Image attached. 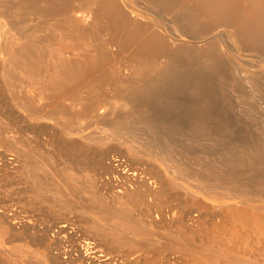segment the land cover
Segmentation results:
<instances>
[{
  "label": "bare ground",
  "instance_id": "bare-ground-1",
  "mask_svg": "<svg viewBox=\"0 0 264 264\" xmlns=\"http://www.w3.org/2000/svg\"><path fill=\"white\" fill-rule=\"evenodd\" d=\"M129 1L130 0H0V73H2L0 75H2V80L6 82L11 91L7 89L6 86L4 90H9L10 92L7 91L8 94H12L14 93L12 91L15 90L14 87H17L18 84L20 87L22 84L25 85L23 86L24 88H29V86L32 88L36 86L37 88L33 91L34 93L30 91L27 93L28 91L26 92L23 88L26 92L25 94L17 93L15 90L17 95L13 94L14 97L12 95L10 98L12 100L14 98L17 105L14 106L16 103L12 105L14 107L10 113L12 112L11 114L14 116L9 115L12 116L10 119L6 117L4 111L5 109L9 110L10 107L8 106L7 108V106L2 103L5 108H0V119H8L11 125L7 123V120L6 122L5 119L3 120L6 127L12 126L11 129L13 128L15 133H18V136L11 134L7 135V131V134H4L5 140L15 148L18 141L21 144L24 142L27 149L23 151L20 150L21 158H18L19 160L16 159L18 156L14 154L13 156H16V158L11 156L10 159H7L5 158V156L7 157V154H5L6 152L4 153L3 151L5 155L0 152L1 176L7 178L5 179L7 182L11 180L10 177L12 175L15 176L19 173H25L23 175H28L30 178L34 179L37 188L43 187V189H45V186L50 187L49 184H51V189H49L51 191H49L48 188L45 189L48 190L47 192L44 191L46 194L51 192L53 195H56L58 200V195L64 192L63 189L67 191L65 183L68 181L66 184L72 186L73 192L87 194L86 203L83 205L92 215V220H89L86 225L89 238L100 240L101 242L107 243L110 247H124L129 252L136 247L138 248V246L149 249L151 245L147 243L148 241L144 238L145 236H141L143 240L145 239L144 243L139 242V239L137 241L138 236L147 235L151 228H160L163 232L165 231L170 241L172 240L174 244L179 245V248L183 247L182 249L189 255L190 262H193V264H264V173L258 172V169L255 168L258 162L255 163L254 168L257 169L254 170L255 172L251 169H247V167H243V163L237 157L232 158L233 160L226 162V164H224V161L223 165H215V161H213V165L208 166L190 165L189 163L191 160L189 159V162L185 160V157L182 156L185 154L184 153L176 158L175 163L173 162L170 166L164 165V168H162L158 163L162 165L166 160H170L171 162L173 152L171 153V151L166 148L164 150L160 148L162 149L160 151L158 149V151L153 149V147L150 149L149 147H151L152 144L148 147L144 144L145 141L142 142V139L141 141L140 139H138L139 141L136 140V136L131 134L133 130L130 133L131 128L129 129L130 131H128L130 134L127 137L122 136L121 134L128 126L122 125L124 117L117 115L114 108L116 105L112 106L111 110L109 108L110 112L107 114L98 110L102 107L98 108V104L100 106L102 104L101 102H106V95H108L109 92H107L108 94L106 93V95L103 93L104 95H102V97L100 96V98L96 97L97 91L99 92L96 88L97 86H101L102 83H108V85L109 83H114L113 86H116V91H114L115 93L112 91L114 87H112L113 89H111V91L115 94L113 96H117L121 100V102H119L121 106L119 105L118 107L126 108L131 110V112L134 110L145 112V105H138L137 101H141L142 99H139L140 97L138 98L139 95L143 97V93L148 92L145 91L146 88L150 90L151 86L148 88L146 83H153L157 86V84H161L163 80L164 83L167 82L165 79L169 77L171 71L179 64L181 58L187 57L190 60L192 56H199L204 64L210 67L220 63V52L219 54L217 53V51H220V49L218 50L219 44H214L212 42L206 43V46L202 45V50L195 48V43L199 39H202L205 34L220 25L232 27V29L229 30L227 41L232 51L237 52L241 49H252L253 51L260 50L263 52L264 0H244V2L241 0L242 3L246 2L248 4V8L243 5L247 8L245 12L242 11L240 7L242 5L239 4L241 3L239 0V2L236 0H143L145 2L143 3L145 4L144 9L146 8L151 16L147 23H141L138 16L132 14L131 16L127 15L125 5L128 4ZM138 1H135V3ZM161 15L169 17V24L162 22ZM30 16L34 19L36 17L37 19L33 25L29 23L31 21ZM10 17L13 18L14 21L12 23L10 21V24L6 25L8 26L6 27L5 23L9 21L4 22L2 19H8ZM44 30L46 32L48 31L47 33L49 34L43 36L42 34L45 33ZM90 38H94V40H90L92 43L98 40V44H89L91 42L86 43ZM122 59L127 65H125V62L123 63L124 65H121L123 62ZM261 62H264V58L262 57ZM125 70L127 71L124 72ZM121 71L122 75L119 74ZM184 75H186V73ZM168 81H170V79ZM1 84L4 86L5 83L3 82ZM94 87L97 90L95 92L93 89L96 96H93L94 92H91L92 94L90 96H93L96 100L98 99L97 102L91 99H84V97L79 98V96L82 95L83 88L87 90L88 88ZM104 88L105 87H103V90ZM1 89L0 91H2ZM86 90L84 89L83 92L85 93ZM86 92L88 93L89 91ZM84 96L87 98L86 94H84ZM112 97L110 96V98ZM66 99H69V101L67 100L66 102ZM118 101L116 100V103H118ZM65 102H70V105H68L69 107H67ZM113 102H115V100ZM106 104H108V102ZM109 105H111V103H109ZM104 106L105 105H103V107ZM127 111L124 109L123 112L126 113ZM54 119L55 121L57 119L56 123H59L58 120L60 119H65V122L62 123L63 125H61V127L59 126L60 135H58L59 133L57 134L58 141L56 140L58 143L55 140V142L53 141L57 144V146L55 145L57 149L61 146L68 149L67 151L69 152L71 149L72 151L76 148L79 150L82 149L85 152H89V154L93 153L91 155L97 156L100 161L104 163V165H102L104 168H102L98 174L95 172L96 176L94 175L93 179L91 177L90 180L85 181L89 179L87 177H89L88 174L91 171L85 174L88 175L87 177L85 176L87 179L83 177L85 179L83 181L87 182L86 187L84 186L85 184L81 187L78 182L76 184L80 187H77L76 184H74L76 181L74 182V180L71 181L72 179L67 178L68 174L66 171L68 169H64L65 167L63 169L66 170L67 181L65 182L64 180L65 183L63 182L65 186L62 185V182L60 184L63 186V189L60 185H54L55 183L53 184L52 182L50 183V179L48 180V185H46L42 179H38V181L36 179V177L39 176L37 171L40 172L43 170L40 168L42 157L41 159L39 157L40 160L38 161L37 159L35 162L34 159L36 158L34 155L36 154H34L32 149L31 151L34 154V158H31L33 156H31L32 153L30 154L31 151L28 147L30 148V142L42 140L39 134L40 131L53 127L51 120ZM83 119L89 123V126L96 123H103L109 127L115 125V128L111 127L100 131L96 129L95 126L94 129L84 131L81 129V120ZM117 125L119 127L116 128ZM4 128L0 130H4ZM122 129L123 131H121ZM56 133L57 132L54 134L56 135ZM51 135L49 139L52 138ZM1 141L2 140H0V142ZM3 142L5 143L4 140ZM19 143L18 146H21ZM24 144H22V147ZM49 145L52 146V148L55 147L51 142H49ZM37 147L40 146L37 145ZM44 148L47 150V147ZM45 150H42V152ZM82 150L80 151L82 152ZM143 150L147 152L145 151V154L140 153ZM52 151L53 150H51V153ZM76 151L74 150L75 153L72 154L76 155ZM111 151H117L133 163L140 164V166H144L145 168L148 167L149 172H151L150 177L154 180L150 181V178L145 177V175L141 176L140 174L142 171L139 172L138 170L141 169H137V167L125 168L128 164L124 165L125 161L123 160H117L119 161L117 165L105 162V156ZM251 151L253 150L251 149ZM12 152H14V150ZM63 152L65 153V151ZM45 153L47 152L45 151ZM51 153L49 152V154ZM64 153L62 154L64 155ZM239 153L237 152V154ZM242 153L248 163L259 161L255 160L257 156L254 153L250 155L249 151L246 153L244 148ZM62 154L60 155L62 156ZM77 154L79 156V151ZM83 154L78 158L83 157ZM60 155L59 160L61 158ZM66 155V159L71 156L69 154V156L67 155L66 157ZM95 157H92V159ZM65 158L63 156V159ZM92 159L90 160L92 161ZM108 159L107 156V160ZM240 159H242V157ZM77 161H79V159ZM87 161L88 160H86V162ZM36 163H39L40 166ZM193 163L192 161L191 164ZM84 164L85 162L83 165ZM88 165L91 166L90 163H88ZM36 166L38 168H36ZM47 166L49 165L47 164ZM80 166L82 167V164ZM92 167L94 169V166ZM83 168L85 169L86 167L83 166ZM120 168L126 169L122 175L125 179L124 183L119 182L118 184V180H115L117 182L115 183L114 181H108L106 178L107 176L104 177V172H109L111 174L112 171L119 172ZM74 169L75 168H73V171H76ZM93 169L91 168L89 170L93 172ZM68 171L70 172V170ZM77 172L78 170L72 173L75 174ZM58 174H60V172ZM80 174L81 172L78 173V176H80ZM105 174L107 175V173ZM82 175L84 176L83 173ZM58 176L55 178H58ZM61 176L65 177V174ZM8 178L10 179L8 180ZM96 179H98V185L96 186L99 190L101 189L105 192L109 190L112 192L107 196L109 200L102 196L103 192H99L97 190L98 188L96 189L97 192L91 190L97 183ZM57 181L59 182L58 179ZM8 184L9 183H5V190L11 187V184ZM116 187L120 188L115 190ZM10 190L12 191L13 189L10 188ZM33 190L35 191L37 189ZM66 191L64 193H66ZM39 192L41 193V190ZM31 193L33 194L32 191L30 194ZM64 193H62V195ZM35 194L38 193L36 192ZM39 194L35 196H39ZM62 195L60 196L62 197ZM168 197L178 198L185 202L184 208H181V213L176 215V218H173L172 215L171 219H167L161 211L158 213V217L152 216L153 214L151 211L153 212V210H150L152 208V201L150 199H154L158 204L160 202L163 203V199ZM41 198L42 196L39 199ZM165 201L166 200H164V202ZM40 202H42V200ZM64 202L68 203L69 201L65 200ZM67 203L64 204L71 207L73 206L71 205L72 203H68L69 205ZM140 205L145 208L144 211L138 209ZM75 207V209L79 208L76 205ZM136 208L140 211H135ZM50 211L52 212L51 209ZM54 214L56 213L54 212ZM16 218L17 216L15 213L8 214L6 211L0 210V223H2L4 227V231L0 234V237L7 238L8 235L11 236L19 230L18 228L21 226L17 220L18 218ZM22 223H24V221ZM67 226L65 222L61 224L57 229V234L64 231L66 232ZM26 228L19 231L20 233H24L22 234L24 238L25 236L26 238H30L27 236L28 229ZM28 228L30 227L28 226ZM152 232L154 233V231ZM10 236L8 237L9 241L11 240ZM162 238L167 237L164 235ZM25 241L26 240H24V242ZM50 244L51 239L48 240V243L45 242L43 251H41V248V252L39 251L38 253L37 251L33 253L31 250L32 254L30 253L27 255L32 259L24 256L26 259L22 261L20 258L22 256H19L21 260H17V256V259H15V256L11 254L14 256L12 257L15 260H11L10 257V260H8L11 261L10 264H45L46 261L47 263L50 261L51 264H61L59 256H56L55 253L49 249L51 247ZM90 244L93 243L86 240L82 246H78L80 254H78L79 257L77 255L78 258H74L77 264H94V260H97L95 256L96 253L94 254L95 251L90 250L93 248ZM152 245L155 244L153 243ZM22 248L20 247L21 250H17L20 254ZM176 248L177 247H175V249ZM36 249L39 250V248ZM82 249L84 253H82ZM12 251H14V249ZM178 251L180 252V249ZM0 254L5 253L0 251ZM188 257L185 256L186 259ZM111 258L113 257L105 256L101 260L98 258L97 262H100L99 264H123V262L120 263L121 260L114 263L111 261ZM74 260L69 262H73ZM127 260V264H138V259L133 261Z\"/></svg>",
  "mask_w": 264,
  "mask_h": 264
},
{
  "label": "rangeland",
  "instance_id": "rangeland-1",
  "mask_svg": "<svg viewBox=\"0 0 264 264\" xmlns=\"http://www.w3.org/2000/svg\"><path fill=\"white\" fill-rule=\"evenodd\" d=\"M135 1H138V0H130L128 2V4L125 5V10H126L127 15L131 16V14H132V15L138 16L139 21L141 23H147L150 20L151 16H150V13L148 12V10L146 8L144 9L145 4H143V3H145V2L143 0H139L138 2L135 3ZM236 1H238V0H236ZM239 1L241 2V0H239ZM242 1L244 2V0H242ZM130 2H132V3H130ZM245 3H242V2L239 3L240 5H242L240 7H241L242 11H244V12L247 11L246 9L248 8L247 7L248 4L246 3L247 4L246 5ZM243 5H245V7H247V8H245ZM30 18H29L31 20L29 22L30 25L35 24V22L37 21L36 17L34 19V18H32V16H30ZM168 18H169L168 16H162L161 20L163 23L169 24ZM10 19H13V18L10 17L8 19H6V18L2 19L4 22L9 21L8 23H5V26L9 25L10 21H11V23L14 21V19L13 20H10ZM29 19H28V21H29ZM32 19L34 22L32 21ZM6 27H8V26H6ZM230 29H232V27H228L226 25L217 26V27L213 28L211 31H209L207 34H205L202 39H199L195 43L196 44L195 48L200 49V50H202L203 46L206 43L208 44V43L213 42L214 44H219L218 50L220 49V51H217V53L219 54V52H220V54H219L220 63L218 65H215L213 67L206 66L199 56H192V57H190V60L187 57H185V58L183 57V58H181V61H179V64H177L178 66L176 65L175 68L171 71V74L169 75V77L166 78L167 80L165 79V81H167V82L164 83V80H163L161 82V84L158 83L157 86H155L153 83H146V86L148 88L151 86L150 90L149 89L147 90V88L145 89V91H148L150 94L148 92H144L143 93L144 99H143L142 95H139L138 98L139 97H140L139 99L142 98L141 101L138 100V98H137V100H138L137 104L138 105H145V107H144V108H146L145 112L142 111L144 114L141 111L139 112L137 110H134L135 112L132 111L134 114H136V115H134L131 112V110H128V109L123 108V107H118L119 105L121 106V103H119V102H121V100L119 97L113 96V95H115V94H113V92L116 91V88H115L116 86L115 85L113 86L114 83L113 84L109 83V85H108V83H102L103 86L99 85L96 87L97 90H99V92L95 89V87L94 88H88L90 90H88V89L86 90V88H83V91L85 89L86 91H89V92L87 93L85 91V93H84L82 91L81 94L83 96L79 94L80 95L79 98L84 97V99H91L92 101L97 102L98 99L96 100V98H94L96 96L95 95L96 91H97L96 97H98V98H100V96L102 97V95H104V94L106 95V93L109 92V94L107 93L108 95H106L107 96L106 102H104V101L101 102L102 104L100 103L101 104L100 106L98 104V108L102 106L100 108L101 110L100 109H98V110L107 114L110 112L112 106L116 105L114 107L115 112H117V115L123 116L124 120L125 121L127 120L126 122L128 123L127 124L124 120L122 122L123 124L121 123L122 125L128 126L127 128L124 129V131H123V129L121 130V131H123V133L121 134L122 136L127 137L133 130V132L134 131L135 132H134V134H133V132L131 134L133 136H136L135 137L136 140L140 139V141H141V139H142V142L145 141L144 144L147 145L148 147H149V145L151 146V144H152V146L149 147L150 149H152V147H153V149H156V150L158 149L160 151V150H162L160 148H163V150L166 148V149H169L171 151V153L173 152L172 156H171V157H173V158H171V162H170V160H168V161L166 160L161 165L157 161H155L158 163L159 166H162V168H164V165H169V166L172 165L173 162L175 163L177 157H180L182 154L185 153L187 155L184 154L182 156H184L185 157L184 159L187 160L188 162L191 160V162L189 163L190 165H199V166L200 165L201 166L206 165V166H208V165H213L214 164L213 161H215V165L216 164L217 165L218 164L223 165L224 161H225L224 164H226V162L233 160L232 158L237 157L243 163V167H247V169H251L253 172H255L254 170L258 169L257 170L258 172L260 171V173H262V172L264 173V168H263L264 167V160H263L264 159V153H262V152H264V62H261V57L264 58V55H263L264 51L261 52L259 50L260 51L259 52L257 50L253 51L252 49L251 50L241 49L237 52L232 51L230 49V46L228 45L229 42H227L228 41V33H229ZM47 32L45 31V33H47ZM45 33L44 34L41 33V34L43 36H46L49 34V33H47V34H45ZM90 40H94V38H90L89 40L86 41V43L91 42ZM216 40L218 43L216 42ZM97 41L96 42L93 41V43L91 42L89 44L97 45L98 44ZM220 46H221V48H220ZM221 55H222V57H221ZM124 60L121 63V65L125 62ZM125 65H127L126 62H125ZM0 69H1V65H0ZM126 71L127 70H125L124 72H126ZM181 71H184V72H181ZM124 72H123V74H124ZM185 73H186V75H184ZM0 74H2V73H0ZM119 74L122 75V71ZM184 78H185V80H184ZM169 79H170V81H168ZM1 80H2V75H0V86L2 85L1 86L2 89L0 87V89L2 90V91H0L1 92L0 93L1 94L0 95V99H1L0 100V103H1L0 108L2 107L4 109L5 108L4 105L7 106V108H8V106L10 107L9 110L8 109L4 110L6 117H8L10 119V118H12V116H14L13 114H11L12 112L10 113V111H12L13 107L17 105L16 100L13 98V100H14L13 101L10 97H12L13 94L17 95V93L25 94L27 91H28L27 93H29V91L31 93H34L33 91H35V89H37V88H36V86L35 87L33 86L34 88L29 86L30 89L28 87L24 88L23 86H25V85H23V84L21 85V87H22L21 88L20 85L18 84L17 87L16 86L14 87V89L16 90L17 93L14 90V91H12L14 93L8 94V92H10L11 89H9L10 87L7 86V84L4 80H2L5 83L3 86V84H1V83H3ZM5 86L10 91L7 90L8 91L7 92L6 90H4V89H6ZM103 87H105L104 90H103ZM112 87H114V90H112L113 92L111 91V89H113ZM23 88L25 89L26 92L24 91ZM19 89H21V90H19ZM93 89L95 92L93 91ZM21 91H22V93H21ZM91 92H94L93 96L94 95L95 96L94 97L92 96L93 98L90 96L92 94ZM84 94L87 95V98H85L86 96H84ZM16 95H15V97H16ZM148 95L150 98L148 97ZM110 96L111 97L113 96V97L110 98ZM13 97H14V95H13ZM114 97H115V99H114ZM16 99H17V97H16ZM48 100H51V99H48ZM67 100L69 101V99H66V102H67ZM114 100H115V102H113ZM116 100L117 101L119 100L118 103H116ZM207 101H209V102H207ZM66 102H65V104L67 105V107H69L68 105H70L69 104L70 102H68V103H66ZM107 102H108V104H106ZM109 103H111V105H109ZM13 104H15V105L12 106ZM78 105H80V104H78ZM78 105H76V106H78ZM103 105H105V106L103 107ZM109 108H110V110H109ZM124 109L126 111L127 110L128 111L126 113H124L123 112ZM106 110H108V111H106ZM6 111L9 112L10 114L7 113ZM150 112H151V114H150ZM114 114H116V113H114ZM129 114H131V115H129ZM9 115H12V116H9ZM137 116H138V118H137ZM1 119H0V126H2V127H0V129L1 128L3 129L4 127L5 128H4V130H0V140H2L0 142V152L1 153H3V151H4V153L6 152L5 154H7V157L5 156V158H7V159H10L11 156L13 158H16V156H18L16 159H18V158L20 159L21 158V155H20L21 151H23L24 149H27V146L24 144V142L21 141L22 144L25 145V148H24V145L22 147V144L19 143V141H18L16 148H15V147H12V145H10V143L7 140H5V135L7 133H8L7 135L11 134L14 136H18V133H15V130H13V128L11 129L12 126L6 127V124H5L6 120H7V123L10 122L8 119L4 118L5 122H3L4 119H2L3 123L1 122ZM62 120L61 119L58 120L59 123H56L57 119H56V121H55V119L51 120L53 127L46 129L47 131L41 130L39 133L41 135L40 137L42 138V140L40 139L39 141H35L36 144L34 141H32L33 143L30 142L31 145H30V148L28 147V149L30 151L33 149L32 151L34 152V154H36V155H34L32 151L30 152V154L32 153L31 156H33V155L35 156V158H36V159H34L35 162L37 159L39 161L42 157V159L40 161V163H42L40 168L43 170L40 172L37 171V174L39 176L36 177V179H37V181H38V179H42L46 183V185L49 184V182H48L49 179H50L49 180L50 183L51 182L53 184L55 183L54 185H60L61 182L63 185L67 181V178H70V179H72L71 181H73V180H74V182L76 181L74 184H76L78 182V184L81 185V187L84 184H85L84 186L86 187L87 182H85V181L90 180L91 177L93 179L94 175L96 176V173L98 174L100 172V170L102 168H104V167H102V165H104V163H102V161H100V159L97 156L95 157V155H91L93 153L89 154V152H85L82 149H80V150H82V152L78 148H76L77 151H76V149H73V151L71 149L69 152V151H67L68 149H66L65 147L61 146L62 147V149H61L59 144L58 145L60 148L57 149V147H56L57 144L54 142L58 139V135H60V127H61V125H63L62 123L65 122V119L63 121ZM60 121H62V122H60ZM84 121H86V120H84V119L81 120V124H82L81 129L84 131H89L91 129H94L95 126H96V129H98L100 131L102 129H107V128H111V127L115 128V125L109 127L103 123H100V124L96 123V124H92V126H89V123L87 121L86 122H84ZM132 122H134V123H132ZM9 124L11 125V123H9ZM97 124H98V126H97ZM117 127H119V126L117 125L116 128ZM6 128H8V129H6ZM58 129H59V132H58ZM126 129H128V130H126ZM149 129H151V130H149ZM152 129H153V131H152ZM125 131L126 132L130 131V133L129 132L126 133ZM150 131H152V132H150ZM41 132L44 134H42ZM55 132H57L56 135L54 134ZM51 133H52V135H51ZM50 135L52 136L51 139H49ZM45 139H46V142H45ZM3 140L5 141V143L3 142ZM48 141L53 143L54 146L55 145L56 146L52 148V146L49 145ZM18 143L21 146H18ZM40 143H42V144H40ZM127 143H129V142H127ZM37 145H39L41 148L37 147ZM17 146L19 149L17 148ZM31 146H33V147H31ZM44 147H47V150H45L46 148H44ZM170 147H172L173 149ZM54 148H56L57 150ZM243 148H244V150H246V153H247V151H249L250 155H252L254 153L257 156V158H255V160H259V161L248 163L245 160V158L243 157V155H244L242 153ZM251 149L253 151H251ZM11 150L12 151L14 150V152H12ZM42 150H45L47 153H45V151H43L45 153L44 154L42 152ZM51 150H53L52 153H51ZM62 150L65 151V153ZM74 150L76 151V155L72 154V153H75ZM78 151L80 153L79 156L81 154H83L84 152H85L84 154H86L87 156L83 154V157L78 158L79 157L77 154ZM145 151L146 150H143L140 153L145 154L147 152V151L146 152ZM239 151H240V153H239ZM49 152L51 154H49ZM174 152H177V153H174ZM237 152L239 154H237ZM62 153H64V155ZM66 153L68 156H69V154L70 155L72 154L73 156L71 155V156L67 157ZM87 153L89 154V156ZM13 154L16 156L14 157ZM60 154H62V156ZM59 155L61 157L60 160H59ZM65 155H66L67 159L65 158ZM90 155L92 157H95V158L92 159V157ZM34 156L31 158H34ZM53 156H56V157H53ZM63 156L65 159H63ZM84 156H86V157H84ZM107 156L109 158L108 160H107ZM39 157H40V159H39ZM73 157H75V158H73ZM187 157H189V158H187ZM239 157L240 158L242 157V159H240ZM72 158H73V160H72ZM83 158H86V159H83ZM87 158H89V159H87ZM112 158L125 161L124 165L128 164V166H126L125 168H127V167L136 168L137 167V169H141V170H138L139 172L142 171V173L140 174L141 176L145 175V177L150 178V181L154 180L152 177H150L151 172H149L148 167L145 168L144 166H140V164L133 163L131 160L127 159L125 156H122V154H120L117 151H111V152L107 153L104 160L107 163L109 162L108 164H112L111 162H113V161H109ZM56 159L58 160V162ZM78 159H79V161H77ZM90 159H92V161ZM95 159H97V160H95ZM86 160H88V161L86 162ZM117 160H114V161H117ZM42 161H44V162H42ZM192 161L194 162L193 164H191ZM76 162H78V163H76ZM84 162L87 165H85V164L83 165ZM118 162L119 161H117V163ZM43 163H46V164H43ZM80 163L82 164V167L80 166L81 165ZM88 163H90L91 166L88 165ZM255 163H257L256 167H255ZM36 164L39 165V163H36ZM47 164L49 166H47ZM249 164H250V168H249ZM112 165H114V164H112ZM252 165H253V167H252ZM37 166H36V168H38ZM42 166H43V168H42ZM83 166L86 168L84 169ZM92 166H94V169ZM99 166H100V168H99ZM254 167L257 169H255ZM63 168L66 170L67 169L70 170V172L68 170H67L68 171L67 172ZM73 168H75L74 170H76V171L78 170V172L75 173L77 175L72 173V172H76V171H73ZM91 168L93 169V172H92V170H89ZM125 168L124 169L120 168L119 172H113L112 171L111 174L109 172H104V177L107 176L106 178L108 181H114L115 183L118 182V184H119V182L124 183L125 179L123 178L122 175H123V172L126 171ZM82 169H83V171H82ZM60 170H62V171H60ZM79 170L81 172L80 176H78V173H80ZM49 171H51L53 173H51ZM65 171L68 174L67 178H66ZM89 171H91V172H89ZM55 172H56L57 176L59 175L58 178H55V177H57ZM59 172H60V174H58ZM88 172H89V174H88L89 177H87L88 175H85ZM61 173L63 174V176L65 174V177H62ZM69 173L70 174L72 173V174L70 175ZM82 173L84 174V176L82 175ZM105 173H107V175ZM23 174H25V173H19V174H16L15 176L12 175L10 177L11 180L7 181V182L5 181V179H7V178H3V176H1V174H0V210L6 211L8 214H11V213L14 214L15 213V215L18 218V219L17 218L16 219L19 221L20 226H21L18 229L23 230L24 228L27 227L26 228V229H28V231H27L28 235L27 236L30 238H26V236L24 238L23 237L24 235L22 236V234H24V233H20L19 230L16 231L18 233H16V232L13 233L12 234L13 236L11 235L12 237L10 235H8V237L10 236V239H11L10 241H9L8 237L6 238V237L1 236L0 239H1L2 243L0 242V251L7 254V255L0 254V264H10V262H11V261H9L10 258H11V260H15L18 258L17 260L22 259V261H23L26 259V258H24V256L27 258L30 257L27 254H30L31 250L33 253H35L36 251L38 253L41 249H42L41 251H43L44 246H45V242L48 243L49 239H51V244H50L51 247L49 249H51L52 252L55 253L56 256H59V260H60L61 264H70V263L73 264L74 261L76 263V260H74V258L76 259L77 255L80 254L78 251V246H80V245L82 246L86 240L93 243V244H90V246L93 247L90 250L95 251L94 254L96 253L95 256H96L97 260H98V258H99V260H101L105 256H111V257H113V258H111L112 262L117 263L121 260L120 263L123 262V264H127L126 263V261H128L127 259H129L131 261L138 259V264H178V263L179 264H191V263L193 264V262H190V259L188 257L189 255H187V253L182 249L183 247L179 248V245L174 244V242L172 240H171L172 241L171 242L170 239L168 238L167 234L165 233V231L163 232L162 229H160V228H151L147 235L138 236L137 241H138V239L140 240L139 242H142V243H144L145 239H146V241H148L147 243L151 245L149 249H147L143 246H138V248L136 247V248L132 249L130 252L124 247L123 248H113V247H110L107 243L101 242L100 240H97L94 238L93 239L89 238L86 225H87V222L89 220H92V215L86 210V208L83 205L86 203L87 194H82V193L78 194L76 192H73L72 186L69 184L68 185L66 184L68 182L67 181L65 183L67 191H66V189L65 190L63 189V186H65V185H63V186L60 185V187L63 189L64 192L66 191V193L61 192L62 191L61 190L60 191L61 194L58 195V197H59V200H58L57 196L53 195L51 192L47 193V194L45 193V191L47 192L49 189H51V184H49L50 187L45 186V189L48 188V190L43 189V187L37 188V185H36L34 179L30 178L28 175H23ZM85 176L89 179H87ZM80 177H82V178L85 177L87 180H85L84 178L82 179ZM1 178H3V179H1ZM10 178H8V180ZM63 178H66V179H63ZM57 179L59 180L60 183L57 181ZM70 179H68V180H70ZM64 180H65V182H64ZM83 180H85V181H83ZM115 180H118V181L116 182ZM96 181H97V183L95 185L93 184L94 186L91 188V190L95 191V192H97V190L99 192H103L102 196L105 197L107 200H109V197H107V196L109 194H111L112 192L108 190V192H110V193H108L107 191L105 192V191H102L101 189L99 190V188L96 186V185H98V179H96ZM10 182H12V183H10ZM5 183L11 184L10 185L11 187H9L8 190L4 189L6 186ZM53 184H52V186H53ZM78 184H76L77 187L79 186ZM28 185H29V187H28ZM95 186H96V188H95ZM10 188L13 190L11 191ZM31 188H32V190H31ZM119 188L120 187H116L115 190H117ZM33 189H37V190L34 191ZM27 190H29V191H27ZM30 190L33 192V194L32 193L30 194V192H31ZM40 190H41V193L39 192ZM49 191H51V190H49ZM36 192L38 194L40 193L39 196L40 197L42 196L41 199H39L40 198L39 196H35V195H38V194H35ZM42 192H43V194H42ZM67 192H68V194H67ZM62 193H64V194L62 195ZM60 195H62V197ZM64 196H66V197H64ZM54 197L57 199H55ZM82 199H83V201H82ZM39 200L40 201L42 200V202H44V201L45 202L42 203ZM65 200H68L69 201L68 203H70V204L72 203L71 205H73V206L71 207V206L65 205L67 203V202H64ZM150 200L152 201V208L150 209V210H153V212L151 211V213L153 214L152 216L158 217V213H160V211H161L167 219L168 218L171 219L172 215H173V218H176L175 216L179 215L181 213V208L183 209L184 205H185V202L183 200H179L178 198H174V197L173 198L172 197L164 198L162 201L163 203H161L159 201L160 203H158V204H157V201L156 202L154 201V199L151 198ZM164 200H166V201L164 202ZM49 203H51V204H49ZM75 205L79 208L75 209L76 208ZM78 205H80V206H78ZM60 206H62V207H60ZM49 207L52 210V212L55 210L54 212L56 214H54V212L52 213L50 211ZM138 209H140L142 211L145 210V208L142 205H140ZM138 209L136 208L135 211H140ZM57 210H59V211H57ZM61 210H62V212H61ZM86 212H87V214H86ZM19 219L22 222L24 221V223H22ZM28 220L30 223L28 222ZM64 222L67 223V225H68L66 228V232L64 231V232H61L60 234H57V229ZM0 224H2V223H0ZM28 226L30 228H28ZM0 229H3V230H0V234H2L4 231L3 224L0 225ZM44 230H47V231H44ZM43 231H44V233H43ZM152 231H154V233ZM152 234H154V235H152ZM164 235L167 238H162V237H164ZM141 236L142 237L145 236L144 237L145 239L143 240L141 238ZM147 236H149V237H147ZM147 238H148V240H147ZM22 239H24L26 241L24 242V240H22ZM96 240H97V242H96ZM3 241H5V242H3ZM154 241H156V242H154ZM41 242H43L44 244ZM153 243L155 245H152ZM24 244H25V246H24ZM174 246L177 248L175 249ZM12 247H15V248H12ZM20 247L21 248L23 247L21 254L19 251H17L20 249ZM25 247H27V248H25ZM36 248H39V250H37ZM178 248L180 249V252L178 251L179 250ZM13 249H14V251L16 249L17 252L12 251ZM23 250H24V252H23ZM82 251L81 252L84 253L83 249H82ZM128 253H131V254H128ZM11 254H13L15 257ZM128 255H130V256H128ZM16 256H17V258H16ZM19 256H22L23 258L20 257L21 258L20 259ZM185 256L188 258L186 259ZM78 257H79V255H78ZM115 258H116V260H115ZM30 259H32V258L30 257ZM71 260H74V261L69 262ZM97 260L96 259L94 260V262H95L94 264L98 263ZM46 263H47V261L45 262V264ZM48 263H50V261H48ZM82 264H85V263H82Z\"/></svg>",
  "mask_w": 264,
  "mask_h": 264
},
{
  "label": "built area",
  "instance_id": "built-area-1",
  "mask_svg": "<svg viewBox=\"0 0 264 264\" xmlns=\"http://www.w3.org/2000/svg\"><path fill=\"white\" fill-rule=\"evenodd\" d=\"M114 160H117V159L112 158V159H110L109 161H113V162H111V163L114 164V165H117V161H114Z\"/></svg>",
  "mask_w": 264,
  "mask_h": 264
}]
</instances>
